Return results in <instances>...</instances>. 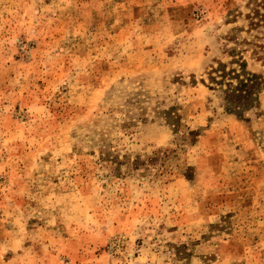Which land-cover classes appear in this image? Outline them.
<instances>
[{
  "label": "rangeland",
  "instance_id": "374dc122",
  "mask_svg": "<svg viewBox=\"0 0 264 264\" xmlns=\"http://www.w3.org/2000/svg\"><path fill=\"white\" fill-rule=\"evenodd\" d=\"M247 4L0 0V264H264Z\"/></svg>",
  "mask_w": 264,
  "mask_h": 264
},
{
  "label": "trees",
  "instance_id": "16d2710c",
  "mask_svg": "<svg viewBox=\"0 0 264 264\" xmlns=\"http://www.w3.org/2000/svg\"><path fill=\"white\" fill-rule=\"evenodd\" d=\"M247 5L246 32L251 38L243 41L252 46L253 58L264 64V0H248ZM233 56V68L225 70L223 64L212 67L209 80L221 91L226 109L240 116L255 106L264 78L247 69L246 61L235 48Z\"/></svg>",
  "mask_w": 264,
  "mask_h": 264
}]
</instances>
